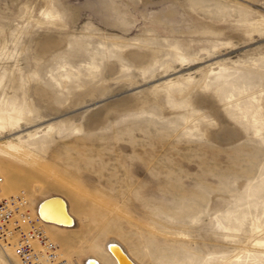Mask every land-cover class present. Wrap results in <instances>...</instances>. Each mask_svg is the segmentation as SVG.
<instances>
[{
    "label": "rangeland",
    "instance_id": "obj_1",
    "mask_svg": "<svg viewBox=\"0 0 264 264\" xmlns=\"http://www.w3.org/2000/svg\"><path fill=\"white\" fill-rule=\"evenodd\" d=\"M208 1L228 11L193 5L213 31L198 35L190 0H54L61 19L53 25L42 21L43 0H0L1 91L19 99L27 92L33 108L23 131L0 133V147L20 143L21 134L28 140L22 153L0 154V199L24 191L35 206L66 196L78 226L47 229L74 263L104 254L109 237L143 264L185 245L200 254L199 264L264 258V244H251L264 240V129L255 137L251 127L256 118L264 127V0ZM119 6L129 8L132 26ZM187 36L193 42L185 46ZM112 40L129 43L130 52L106 57L96 78L85 76L89 51L109 57ZM176 40L184 61L171 47ZM147 41L164 47L143 73L138 67L154 51L134 44ZM65 62L83 73L80 86L68 80L62 88L50 77ZM12 72L31 75L30 85H15ZM36 132L44 145L28 138ZM202 192L198 215L173 218L184 198ZM8 253L0 247L2 258L18 264Z\"/></svg>",
    "mask_w": 264,
    "mask_h": 264
},
{
    "label": "bare ground",
    "instance_id": "obj_2",
    "mask_svg": "<svg viewBox=\"0 0 264 264\" xmlns=\"http://www.w3.org/2000/svg\"><path fill=\"white\" fill-rule=\"evenodd\" d=\"M43 1L44 3L42 4L43 5L42 8L44 10L42 9V17L44 20L42 21L53 25L56 23V20L61 19L59 16V12L56 11V8L54 6V0H43ZM190 2L192 3V7L191 8H188L187 6L186 7L189 10L188 11L189 15L195 21L198 22L197 28L194 31V33L198 35L211 33L213 31H209L208 29H206V26L204 24L203 25L201 24L200 17H199L200 14L195 12V10H193V5L196 6L197 8H200L201 10L206 11L209 14H216L220 16H225L227 14L226 12L228 11V6L224 4H217L216 10L209 8L211 4L209 3L208 0H190ZM128 9H129L128 7L119 6L118 13L120 14L121 21L123 22L124 25L132 26L133 20L130 16ZM151 19H153V21L155 22H159L158 24L162 23L167 28H169L170 32H172L171 27L165 22L161 21L159 17H154ZM146 30L149 31L150 29H146ZM192 42H193V39H190L187 36L186 38H184L183 44L186 46L187 44L192 43ZM84 45L86 47L89 46L87 43H84ZM134 45L137 48H142L145 51H149L150 49L154 51V53H152V57L150 58V60L152 61H149L147 65H142L138 67L141 70H143V73L144 72L147 73V71L150 70L149 68L153 67V65L155 64V61L158 63V61L160 60L158 56L160 52L159 49H161V47H164V46L162 44H156L150 41L143 43V45H140V43L134 44ZM130 46L131 45L129 43H126L124 41L112 40V48L109 50V57L105 53H101L97 51H89L92 62L89 65V67H91L88 69L89 73L85 74V76L89 75L91 79L96 78L97 73L101 69V66L106 64L109 58H113V57L117 58L120 54L129 53ZM171 47L173 48L175 52V56H177V58L179 57L181 61H184L187 58L185 52H183L182 50V46L179 44L177 40L171 44ZM206 50L207 49L204 46L202 48V51L204 52L205 55H206ZM97 55L98 56L103 55V56L98 57ZM212 55L213 53L208 51V56L206 57H210ZM106 57H107V61H105ZM206 57L205 56L203 57L202 55H200V56H197L196 59L197 60L200 59L201 61H206L205 60ZM37 58L41 60L43 59L39 55L36 56V59ZM162 64H163V67H165V71L170 70V68H172V65L167 61L162 62ZM60 68L62 70H59L57 75H55L53 71H50V77L52 79H55L56 83L60 87L68 88V83H67L68 80L73 81V83L77 84L78 86L81 85L79 83L82 80L81 77H83V73L81 72L79 68H76L74 65H72V63H68V62L61 64ZM20 70L21 69H19V71ZM4 77L7 78V76L5 75L3 76L0 75V133L2 130H9L11 133H17V132L23 131L25 129L24 126H28V124L32 122L30 115L32 114L33 108L31 107V102L28 101L27 92H25V95H24L25 97H23V99H19L17 96H15V94H12L11 92H8L6 90H4L3 92L1 91V86H2L1 84L3 82ZM31 79H32L31 75H28L25 77L23 74L18 75L16 73H13V82L15 85L19 84L21 86V89L29 86ZM172 83L173 82L171 81L169 85H171ZM15 85L11 86L10 89L15 91L16 90ZM17 89H18V86H17ZM24 122L25 124L22 125ZM257 123H259V121L256 118L255 124L252 123L251 125V127H253L255 137L261 136L262 130L264 129L263 125H261L260 123L257 125ZM37 134H38L37 132L35 134L29 133L28 138H34L35 143H38L39 141H41V143L44 145L46 140L44 141L43 138H41V136L39 135L37 136ZM18 139L20 143L16 144V143H12L11 141H9V143L6 146L0 147V154L11 155L12 153L10 151H13L15 153H22L24 150H26L24 148L23 143H26L28 140L23 138L22 134L18 136ZM6 148H8L10 151H8ZM0 178H1V181H3V178L2 177ZM1 183L2 182H0V185ZM25 195L27 197L26 193ZM4 198H7V197H4ZM205 200H206V195L203 192L199 194L197 193L193 194L188 198H184L182 200L183 202L181 204V207L178 209V213L176 215H173V218L175 217L186 218V217H194L198 215L199 212H201L200 211V207L202 205L201 201H205ZM28 202H29L28 207L30 208L32 215L34 217L40 218L41 220L40 224L46 230V233L49 237L50 235L48 233L49 231L47 229V226L50 227L51 225L56 228H64V229L72 230V229H75L79 224L76 215L72 212L69 200L67 199L66 196L62 194H54V195H49L47 197H44L40 199L37 205L35 206H33L32 202L30 204L29 199H28ZM171 218H172V215H171ZM262 234H264V231L261 232V235ZM54 242L59 246L60 252L63 255V257H65L69 261L70 264H76L65 255V253L61 250V246L56 241ZM251 244L263 245L264 240H260L259 238L253 237L251 239ZM0 247L5 251L12 252L13 254L8 253L7 255L9 257L10 256L12 257L13 255L19 264V259L15 255V251L12 247L2 246L1 244H0ZM104 250H105L104 254L99 249L96 252L97 254L93 252L92 254L88 255L84 260V264H143L140 261V259L136 257L128 249V247L126 246V243H124L121 239L117 237H109L106 243L104 244ZM182 250L183 252L174 251L173 247H169L167 250L163 248L160 252L158 251L159 253L157 254L156 264H199L198 260L201 257L199 253L193 251L192 248H190L187 245H185ZM7 261L8 260L0 256L1 263L9 264ZM204 264H206V261ZM232 264H248V263H247V260H244L243 258L237 256L234 259H232ZM252 264H264V258L260 262L258 263L254 262Z\"/></svg>",
    "mask_w": 264,
    "mask_h": 264
},
{
    "label": "built area",
    "instance_id": "obj_3",
    "mask_svg": "<svg viewBox=\"0 0 264 264\" xmlns=\"http://www.w3.org/2000/svg\"><path fill=\"white\" fill-rule=\"evenodd\" d=\"M28 204L24 192L0 199V244L14 249L19 264H70Z\"/></svg>",
    "mask_w": 264,
    "mask_h": 264
}]
</instances>
